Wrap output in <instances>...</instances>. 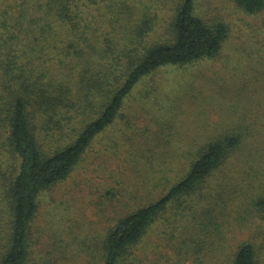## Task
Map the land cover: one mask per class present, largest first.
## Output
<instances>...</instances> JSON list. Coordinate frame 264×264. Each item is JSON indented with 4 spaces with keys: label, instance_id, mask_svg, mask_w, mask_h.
<instances>
[{
    "label": "trees",
    "instance_id": "1",
    "mask_svg": "<svg viewBox=\"0 0 264 264\" xmlns=\"http://www.w3.org/2000/svg\"><path fill=\"white\" fill-rule=\"evenodd\" d=\"M232 1L251 16L264 15V0ZM201 6L0 0V264H30L42 195L71 176L142 80L220 54L229 27ZM246 136L225 130L200 146L165 195L110 228L102 264H126L169 213L167 219L193 222L184 243L230 241L228 264H259L264 178L248 169Z\"/></svg>",
    "mask_w": 264,
    "mask_h": 264
},
{
    "label": "rangeland",
    "instance_id": "2",
    "mask_svg": "<svg viewBox=\"0 0 264 264\" xmlns=\"http://www.w3.org/2000/svg\"><path fill=\"white\" fill-rule=\"evenodd\" d=\"M204 9L229 27L220 54L163 67L139 83L71 176L42 195L30 264H102L110 228L165 195L188 172L197 149L221 131L247 133L248 169L264 178V15L251 16L232 0H202ZM166 217L126 264H228L230 241L184 243L193 222ZM261 232L264 264V226Z\"/></svg>",
    "mask_w": 264,
    "mask_h": 264
}]
</instances>
